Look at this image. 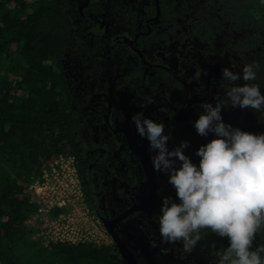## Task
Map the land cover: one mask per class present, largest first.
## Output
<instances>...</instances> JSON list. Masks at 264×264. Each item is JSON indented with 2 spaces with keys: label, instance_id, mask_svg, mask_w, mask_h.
I'll return each instance as SVG.
<instances>
[{
  "label": "trees",
  "instance_id": "1",
  "mask_svg": "<svg viewBox=\"0 0 264 264\" xmlns=\"http://www.w3.org/2000/svg\"><path fill=\"white\" fill-rule=\"evenodd\" d=\"M120 14L128 25L152 29L155 38H181L205 68L214 67L218 89L213 104L228 105L222 110L225 123L264 134V106L260 111L231 108L226 93L232 85L222 78L225 67L242 74L244 65L257 63V78L249 83L264 94V0H0V264H122L114 243L46 244L37 236L39 224L30 222L38 205L29 190L51 163L71 155L89 204L79 158L86 133V75L91 74L87 62L95 53L89 33H99L102 21ZM186 129L171 133L169 148L189 141L185 154L198 166L196 150L215 137L199 136L193 125ZM156 196L152 217L160 233L161 199L175 197L167 175ZM213 243L222 251L229 242L204 230L191 253L182 242L170 244L178 249L181 264H218ZM261 244L264 228L253 250Z\"/></svg>",
  "mask_w": 264,
  "mask_h": 264
},
{
  "label": "flooded vegetation",
  "instance_id": "2",
  "mask_svg": "<svg viewBox=\"0 0 264 264\" xmlns=\"http://www.w3.org/2000/svg\"><path fill=\"white\" fill-rule=\"evenodd\" d=\"M117 17L102 21L99 33H89L95 53L87 62L91 74L86 75V133L79 146L87 198L92 212L139 263L146 264L150 253L167 258L166 264H181L178 249L162 242L155 227L152 207L157 196L149 204V175L143 168L147 159L141 158L137 145L155 153L137 134L131 117L143 112L163 122L165 134H184L203 111L200 105L213 103L218 75L214 67L205 68L178 36L155 38L152 29H143L141 23L128 25L125 15ZM148 99L155 102L146 103ZM164 179L165 174L155 171L156 191Z\"/></svg>",
  "mask_w": 264,
  "mask_h": 264
},
{
  "label": "clouds",
  "instance_id": "3",
  "mask_svg": "<svg viewBox=\"0 0 264 264\" xmlns=\"http://www.w3.org/2000/svg\"><path fill=\"white\" fill-rule=\"evenodd\" d=\"M258 70L257 63L244 65L242 74L222 69V78L232 85L226 93L231 108L262 109L264 94L258 84L249 83L256 80ZM239 80L244 83L237 85ZM227 107L223 101L200 105L203 111L193 127L199 136L211 133L215 138L196 150L198 166L185 154L189 141L169 148L172 137L165 134L163 122L147 118L143 112L135 113L131 120L137 134L149 142V151L155 153L150 157L153 170L167 175L175 190V197L161 199L162 242H182L184 251L191 253L204 230H210L229 242L222 251L211 245L218 264H264V244L253 250L256 234L264 228V134L225 123L222 110Z\"/></svg>",
  "mask_w": 264,
  "mask_h": 264
},
{
  "label": "built area",
  "instance_id": "4",
  "mask_svg": "<svg viewBox=\"0 0 264 264\" xmlns=\"http://www.w3.org/2000/svg\"><path fill=\"white\" fill-rule=\"evenodd\" d=\"M29 190L32 201L38 205L30 222L39 224L37 236L46 244L113 243L102 221L87 204L73 156L61 155L43 170L42 180L35 181ZM56 211L59 213L53 216Z\"/></svg>",
  "mask_w": 264,
  "mask_h": 264
},
{
  "label": "water",
  "instance_id": "5",
  "mask_svg": "<svg viewBox=\"0 0 264 264\" xmlns=\"http://www.w3.org/2000/svg\"><path fill=\"white\" fill-rule=\"evenodd\" d=\"M157 8H158V3H157ZM160 10L158 8V15L155 17V20L158 19ZM133 138V135H129V139ZM131 141V140H130ZM133 145H134V140L132 141ZM138 144V143H137ZM137 149L138 151L142 152L143 156L141 158H145L147 159L146 165L143 166L144 170L146 173H148L149 175V204L153 201V198L155 197L156 194V183L153 180V175L155 174V171L153 170V164H152V160H151V154L148 152H146L144 150L143 146H140L139 144L137 145ZM148 204V205H149ZM105 225V223H104ZM106 229L110 232L112 238L115 241L116 247L119 249L118 251V256H119V260L122 264H141L139 263L136 258L134 257L133 253L129 250V247L126 245V243H123L122 241H120L117 236L111 231L110 227H108L107 225H105ZM132 243V240H131ZM147 255V261L146 264H166L165 260H167V258L163 259H157L156 256H154L153 254H146ZM156 257V258H155ZM164 261V262H163Z\"/></svg>",
  "mask_w": 264,
  "mask_h": 264
},
{
  "label": "rangeland",
  "instance_id": "6",
  "mask_svg": "<svg viewBox=\"0 0 264 264\" xmlns=\"http://www.w3.org/2000/svg\"><path fill=\"white\" fill-rule=\"evenodd\" d=\"M194 57H196L195 55H193ZM196 59V58H195ZM81 104L83 103V101L80 102ZM109 244V243H108Z\"/></svg>",
  "mask_w": 264,
  "mask_h": 264
}]
</instances>
